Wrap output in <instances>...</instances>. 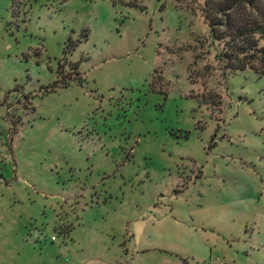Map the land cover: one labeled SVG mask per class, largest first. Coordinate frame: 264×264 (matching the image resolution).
I'll use <instances>...</instances> for the list:
<instances>
[{"label": "rangeland", "instance_id": "obj_1", "mask_svg": "<svg viewBox=\"0 0 264 264\" xmlns=\"http://www.w3.org/2000/svg\"><path fill=\"white\" fill-rule=\"evenodd\" d=\"M204 9L0 0V264H264V77Z\"/></svg>", "mask_w": 264, "mask_h": 264}, {"label": "trees", "instance_id": "obj_2", "mask_svg": "<svg viewBox=\"0 0 264 264\" xmlns=\"http://www.w3.org/2000/svg\"><path fill=\"white\" fill-rule=\"evenodd\" d=\"M204 18L211 41L225 43L217 56L225 70H251L264 77V0H205ZM72 71L79 80L76 65ZM155 75L161 81L160 74Z\"/></svg>", "mask_w": 264, "mask_h": 264}]
</instances>
